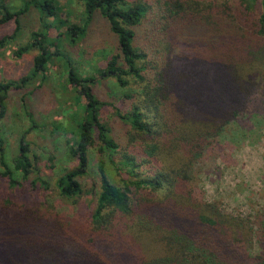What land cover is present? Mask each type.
<instances>
[{"label": "trees", "instance_id": "1", "mask_svg": "<svg viewBox=\"0 0 264 264\" xmlns=\"http://www.w3.org/2000/svg\"><path fill=\"white\" fill-rule=\"evenodd\" d=\"M55 2L22 0L15 7L0 0V26L14 23L0 36V47L17 37L30 9L40 22L16 52L39 49L29 74L0 80V118L11 89L44 78L52 57L63 58L67 81L85 101L73 117V165L54 182L62 196L79 198L93 150L96 201L86 222L11 198L0 201V264H264V209L253 219L225 213L195 183L210 169L209 153L221 132L264 88V0H81L77 22L53 18ZM96 16L114 37L110 50L96 51L103 62L98 71L125 88L120 101L129 104L125 112L116 108L131 129L117 137L101 119L110 102L90 85L97 76L79 78L50 39L51 28L65 25L77 46ZM3 144L0 138V175L11 190L47 187L26 140L8 159ZM54 159L45 160L49 170Z\"/></svg>", "mask_w": 264, "mask_h": 264}, {"label": "rangeland", "instance_id": "2", "mask_svg": "<svg viewBox=\"0 0 264 264\" xmlns=\"http://www.w3.org/2000/svg\"><path fill=\"white\" fill-rule=\"evenodd\" d=\"M12 2L15 7L22 4V0ZM55 4L57 8L53 18L78 21L81 0H56ZM39 23L38 11L30 9L21 19L22 28L17 37L0 47V80L19 81L29 74L33 56L39 49L32 47L19 56L16 52L29 40L31 31L39 28ZM65 28V25L51 28L50 39L59 45L61 54L69 57L78 68L79 78L97 76V81L90 85L99 99L110 102L102 108L101 119L116 137L131 130L128 122L122 121L116 114V108L121 112L128 109L129 104L120 101L125 88L121 89L114 77H106L98 71V68L102 69L103 62L101 53L96 51L98 48L110 50L112 47L109 43L114 42L106 21L96 16L86 38L77 46L64 34ZM13 29V22L0 26V36ZM48 48L51 51L55 49L53 45ZM45 74L44 78L36 75L25 86L9 91L7 110L0 118V138L4 142L7 159L17 152L19 140H26L30 150L39 157L42 174L47 175V187L43 188L37 183L36 187L39 188L31 189L30 185L25 184L26 188L14 192L0 175V201L11 198L32 207L59 212L71 222H86L96 201L97 187L93 184L98 176L95 152L91 151V165L83 179V193L79 198L62 196L54 182L59 174L73 165L68 154L73 138V117L81 112L80 103L85 98L79 89L75 90L67 81L63 58L53 56ZM26 110L31 113L37 126H34ZM49 155L55 156L52 170L45 165ZM209 156L213 159L210 169L195 179L198 191L206 199L218 202L223 212L253 219L256 213L264 209V88L252 97L246 111L221 132Z\"/></svg>", "mask_w": 264, "mask_h": 264}]
</instances>
